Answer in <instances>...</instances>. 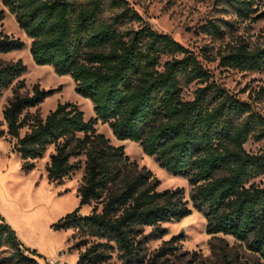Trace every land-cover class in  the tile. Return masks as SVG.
Returning a JSON list of instances; mask_svg holds the SVG:
<instances>
[{"label":"trees","instance_id":"16d2710c","mask_svg":"<svg viewBox=\"0 0 264 264\" xmlns=\"http://www.w3.org/2000/svg\"><path fill=\"white\" fill-rule=\"evenodd\" d=\"M242 17H261L264 0H228ZM19 25L32 38L33 58L49 63L60 74H71L79 93L90 97L96 116L86 119L76 103L59 102L45 117L30 108L54 88L34 84L22 92L27 65L21 58L0 56V94L13 87L3 109L7 133L15 137L13 150L30 170L35 158L50 144L47 174L60 182L81 167L79 204L63 215L56 227L78 228L81 236L70 248H79L77 264H192L179 261L178 235L165 239L152 253L146 251V227L156 237L167 232L164 222L191 212L183 187L159 189L151 169L132 160L123 144H113L96 129L102 119L118 138H131L161 166L192 183L190 199L207 218L206 230L231 234L264 258V185L251 181L264 173V148L251 152L249 137L264 139V115L252 104L212 79L198 54L145 22L129 0H3ZM4 9H0V20ZM204 29L223 34L219 23ZM24 40L0 30V54L20 48ZM170 55L162 61L163 55ZM205 56H216L205 51ZM220 63L240 69L264 68V45L243 43L220 52ZM201 84L193 97L184 86ZM28 129L21 134V129ZM5 130L0 128V136ZM73 157H77L73 159ZM94 202L91 212L84 204ZM151 233V234H152ZM7 243L21 263L39 264L12 226L0 216V245ZM83 247V248H82ZM225 264H233L225 249Z\"/></svg>","mask_w":264,"mask_h":264},{"label":"rangeland","instance_id":"374dc122","mask_svg":"<svg viewBox=\"0 0 264 264\" xmlns=\"http://www.w3.org/2000/svg\"><path fill=\"white\" fill-rule=\"evenodd\" d=\"M129 1L144 18V21H133L130 25L139 27L148 22L156 30L171 34L198 54L211 72L212 79L239 98L250 102L256 111L264 115V68L240 69L224 66L219 58L220 52L235 44L243 43L250 48L264 45V15L242 17L228 0ZM1 8L4 9V17L0 20V30L24 40L22 47L0 54L3 59L21 58L26 63L27 70L21 76L25 80V86L21 91L31 92L36 83L43 88H54L51 94L40 104L32 106L30 111L45 117L59 102L70 101L84 111L86 119L95 117L92 99L77 91L72 75L58 73L52 64L36 62L31 51L32 38L19 25L16 15L3 0H0ZM261 11L264 12V2L260 5L259 12ZM209 21L219 23L224 33L220 35L205 30L204 25ZM205 51L216 58L206 57ZM169 56L163 55L162 61ZM200 84V81H194L185 85L184 96L193 97L194 89ZM12 95V85L3 88L0 94V128L5 130V134L0 136V216L12 226L28 249L35 250L34 255L39 264H49V258L59 256L62 251L66 253L70 264H77L80 249L70 248V245L81 236L80 230L72 226L56 227L54 223L79 204L78 187L83 181L85 154L78 156L82 158L81 167L64 176L60 182L50 180L47 174L50 154L55 150L54 144L49 145L43 156L34 159L35 166L32 169L25 170L20 153L13 150L16 138L7 133V122L3 114ZM95 126L113 144H123L132 160L151 169L160 180L159 189L183 187L185 190L191 212L181 219L164 222L163 225L168 230L161 237H156L151 226H147V253H152L165 239L178 235L180 239L177 241V256L174 258L179 261L192 258V264H225L222 252L225 249L233 264H264V258L236 241L231 234L219 232L215 237L207 232L206 216L190 199L193 185L188 177L174 174L161 166L153 155L144 151L139 141L118 138L108 122L97 119ZM27 129V126L23 127L21 134ZM245 147L251 152L260 151L264 148V139L249 137ZM75 158L77 157H73ZM251 181L264 185V173ZM93 204L94 202L84 204L82 212H91ZM0 264L24 263L20 262L14 248L4 243L0 245Z\"/></svg>","mask_w":264,"mask_h":264},{"label":"built area","instance_id":"2783aa9c","mask_svg":"<svg viewBox=\"0 0 264 264\" xmlns=\"http://www.w3.org/2000/svg\"><path fill=\"white\" fill-rule=\"evenodd\" d=\"M49 264H70L69 260L66 259L64 251L60 253L57 257H51L48 260Z\"/></svg>","mask_w":264,"mask_h":264},{"label":"crops","instance_id":"0c3cea01","mask_svg":"<svg viewBox=\"0 0 264 264\" xmlns=\"http://www.w3.org/2000/svg\"><path fill=\"white\" fill-rule=\"evenodd\" d=\"M21 155V154H20ZM22 158V157H21ZM81 210H82V208H81ZM63 252V251H62ZM64 254H65V257H66V253L64 252ZM66 259H67V257H66ZM77 260H78V256H77Z\"/></svg>","mask_w":264,"mask_h":264}]
</instances>
